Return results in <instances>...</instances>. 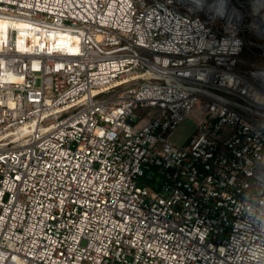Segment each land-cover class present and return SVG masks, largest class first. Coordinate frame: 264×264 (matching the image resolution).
Wrapping results in <instances>:
<instances>
[{"label":"built area","instance_id":"2783aa9c","mask_svg":"<svg viewBox=\"0 0 264 264\" xmlns=\"http://www.w3.org/2000/svg\"><path fill=\"white\" fill-rule=\"evenodd\" d=\"M0 264H264L251 0H0Z\"/></svg>","mask_w":264,"mask_h":264},{"label":"rangeland","instance_id":"374dc122","mask_svg":"<svg viewBox=\"0 0 264 264\" xmlns=\"http://www.w3.org/2000/svg\"><path fill=\"white\" fill-rule=\"evenodd\" d=\"M245 57H248L253 60L258 59L255 56L256 54L247 50L244 54ZM197 127V119L193 114H188L184 117V119L177 125V127L173 130V132L169 136V141L177 146H184L192 134L195 132Z\"/></svg>","mask_w":264,"mask_h":264},{"label":"bare ground","instance_id":"6f19581e","mask_svg":"<svg viewBox=\"0 0 264 264\" xmlns=\"http://www.w3.org/2000/svg\"><path fill=\"white\" fill-rule=\"evenodd\" d=\"M251 5L253 8L254 14L262 15V18H264V10L259 12L261 8H264V0H251ZM220 10H222V13H225L222 8H220Z\"/></svg>","mask_w":264,"mask_h":264}]
</instances>
